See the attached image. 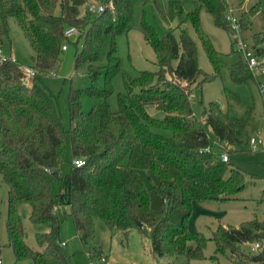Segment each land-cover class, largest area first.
I'll return each mask as SVG.
<instances>
[{"label":"trees","instance_id":"obj_1","mask_svg":"<svg viewBox=\"0 0 264 264\" xmlns=\"http://www.w3.org/2000/svg\"><path fill=\"white\" fill-rule=\"evenodd\" d=\"M86 1L0 0V41L7 38V18L13 17L32 52L26 67L34 72L27 81L22 67L0 52V181L6 187L4 227L14 262L27 258L30 264H70L58 238L60 221L68 215L81 242L91 237L94 220L100 219L121 243L136 231L149 237L157 256H182L184 264L205 257L208 238L214 245L208 258L215 264H220L217 254L229 264H264V215L236 224L217 223L208 237L187 226L192 203L234 199L243 187V173L229 163V154L222 161L218 152L205 148L212 139L242 144V136L248 133L246 120L215 102L203 107L197 118L188 100L195 88L220 76L218 52L200 28L198 12L203 9L215 27L231 36L225 20L229 4L191 0L197 7L186 10L181 0H167L163 13L152 0L164 24L177 23L158 36L141 11L140 28L153 51L156 69L140 70L135 76L122 73L124 91L116 94V109L111 110L106 98L112 92V77L120 71L115 37L128 29L133 0H94L110 1L112 8L93 17L80 15ZM255 7L240 12V33L251 24ZM186 23L194 30L212 72L198 67L195 43L182 26ZM67 27L75 30L73 67L84 66L90 83L67 92L69 151L72 158L84 159V164H71L68 173L62 174L64 130L55 96L42 84L41 75L58 66L61 45L70 42L71 36L63 34ZM105 40V64L98 65ZM261 41L254 34L249 46L264 65ZM232 50L238 59L229 67L230 80L253 79L240 54ZM81 93L94 102L86 112L80 110ZM22 205L29 207L31 222L47 225L46 231L34 234L40 249L25 242Z\"/></svg>","mask_w":264,"mask_h":264},{"label":"rangeland","instance_id":"obj_2","mask_svg":"<svg viewBox=\"0 0 264 264\" xmlns=\"http://www.w3.org/2000/svg\"><path fill=\"white\" fill-rule=\"evenodd\" d=\"M155 1L159 10L164 13L166 11L167 0ZM86 2L96 5L99 1L88 0ZM181 2L186 10L197 7L191 0H181ZM226 2L231 9L227 13H231L236 18H238L241 11H245L253 5L256 6V12L251 18V24L240 34L250 44L252 43L254 34L261 37L260 47L263 52L261 59L264 62V0H226ZM84 11L85 7L82 6L80 15ZM141 11L146 22L153 26L158 36L164 35L170 28L175 27L177 23V20H173L169 24H164L152 0H133L132 15L128 29L115 37L114 55L119 60L120 71L112 77V92L106 98L108 107L111 110L116 109V94L124 91L121 80L122 73L135 76L140 70L154 71L156 69L153 51L145 43L140 28ZM198 13L201 30L207 34L215 50L218 52L220 76L209 82H204L188 95L192 112L197 118H200L202 108L206 107L209 102H215L229 114L245 119L247 122L246 130L248 132L246 137L242 136L243 143L240 145H229L225 142L212 139L213 143H215L212 145V150L214 152L220 151L226 152L227 155L229 154V163L242 171L243 187L234 195V199H229L224 202L207 201L193 203L187 226L190 230L201 231L208 237L210 230L217 223L236 224L241 220H246L253 216L262 218L264 215V184L260 180V176L264 170V149L251 151L246 141V138L249 137L248 135L255 130H259L261 124L264 123V87H258V83L261 79H264V75L255 76L254 79L256 81L247 78L244 82L236 83L230 80L229 67L238 59L237 53L232 50L234 44H231V36L224 30L215 27L211 17L203 9H200ZM90 15V17L95 16L94 14ZM7 23V38L0 41L1 55L11 56L22 68L29 66L32 52L26 40L22 36L13 17H8ZM182 26L186 28L195 43L198 67L206 73L212 72V67L204 54L194 30L187 23ZM173 35L177 39V29H173ZM73 38L71 36L69 38L70 42H64L66 49L61 51L60 62L54 71L46 75H41L42 84L55 96V105L64 130L63 151L60 159V173L62 174L68 173L72 159L67 135V129L69 127L67 92L69 88L72 90H82L90 83V80L84 72V66L78 69H74L73 67V56L75 52V47L71 43ZM106 48L107 41L105 40L103 47L99 50L98 65L105 64ZM170 64L174 66L176 61L172 60ZM97 83L99 85L102 83V75L97 78ZM79 102L82 112H86L94 103L83 93L79 96ZM149 112L153 113V110L149 108ZM206 132L212 137L207 127ZM152 205L156 206V202H152ZM5 211L6 187L0 181L1 264H30V260L27 258L14 262L12 250L6 244V231L4 227ZM19 211L25 231V242L33 249H40L41 246L37 244L34 234L35 232L46 231L47 225L45 223L31 222L28 219L29 207L27 205H22ZM134 234V238L130 237L121 243L118 237L110 236L102 220L95 219L91 237L81 242L74 231L71 218L66 215L60 221L58 238L60 237L65 241V245H62V247L69 255L70 264H104L106 261L105 255L108 252L112 255L111 262L113 264H132L131 259L136 261V258L142 254L140 251L139 253H134L136 246L142 250L140 243L143 245L147 241V245H149V237L147 235ZM243 246L245 247L246 244L244 243ZM213 248V242L208 238L203 249L205 257L202 259H191L188 261V264H215L214 260L210 261L208 258L213 253ZM127 249H131V251L126 252ZM124 253L129 256V260L126 259L127 262L124 261L123 256L126 258ZM227 255L229 256V253ZM217 256L220 264H229L226 257L221 254H217ZM172 264H184L183 257L173 258Z\"/></svg>","mask_w":264,"mask_h":264},{"label":"built area","instance_id":"obj_3","mask_svg":"<svg viewBox=\"0 0 264 264\" xmlns=\"http://www.w3.org/2000/svg\"><path fill=\"white\" fill-rule=\"evenodd\" d=\"M83 7H85L84 13L87 14H98L101 13L106 7L111 9L112 5L110 1H103V2H97L96 5H93L89 2H85ZM225 20L228 23L229 28L232 31V39L235 50L240 54L243 62L245 63L246 69L248 73L252 76L254 79L255 76H262L264 75V65L260 62L258 57L252 53V50L250 49L249 43L245 41V39L240 34V27L238 20L235 16H233L231 13H226ZM75 32L73 27H67L63 34L65 37H70ZM61 49L65 50L66 47L64 44L61 45ZM22 73L24 74L25 79L28 81L34 74L31 68L24 67L22 68ZM255 80V79H254ZM256 81V80H255ZM185 85V83L183 84ZM259 88L264 87V79H261L258 83ZM247 144L249 146V149L251 151H255L256 149H264V123L261 124V127L259 130L253 131L250 136L248 137ZM215 143H211L205 148V151H211L212 145ZM219 152V157L222 161L228 160V155L226 152ZM71 164L74 166H81L84 164V159L80 157H74L71 159ZM261 182L264 184V170L260 176ZM63 244V242H61ZM257 242L252 243V247L257 246ZM1 264V260H0Z\"/></svg>","mask_w":264,"mask_h":264},{"label":"crops","instance_id":"obj_4","mask_svg":"<svg viewBox=\"0 0 264 264\" xmlns=\"http://www.w3.org/2000/svg\"><path fill=\"white\" fill-rule=\"evenodd\" d=\"M194 203H196V202H194ZM192 208H193V203H192ZM190 215H191V213H190ZM190 215H189V217H190ZM189 217L187 220V225L189 222ZM222 224H224V223L222 222ZM147 230H148V228H147ZM59 231H60V229H59ZM134 233H137V232L132 231L130 233L131 238H134V235H135ZM137 235H139V234L137 233ZM59 240H60V242H63V245H65L64 240H62L60 237H59ZM140 247H142V250H140L136 246L134 253H139V251H140V252H142V254L136 258V261L131 259L132 260L131 263L133 262L132 264H172L173 263L172 257H160V256H157L155 253H153L151 248H150V242H149V245H147V241L145 243H143V245H142V243H140ZM128 251H131V249H127L126 252H128ZM111 253H112V250H111ZM124 255L126 256V258L123 256L124 261L127 262L126 259L129 260V256L126 255L125 253H124ZM105 256H106V258H105L106 261L104 262V264H113L111 262L112 255H110V252L106 253Z\"/></svg>","mask_w":264,"mask_h":264},{"label":"water","instance_id":"obj_5","mask_svg":"<svg viewBox=\"0 0 264 264\" xmlns=\"http://www.w3.org/2000/svg\"><path fill=\"white\" fill-rule=\"evenodd\" d=\"M54 175H56V172H53Z\"/></svg>","mask_w":264,"mask_h":264}]
</instances>
